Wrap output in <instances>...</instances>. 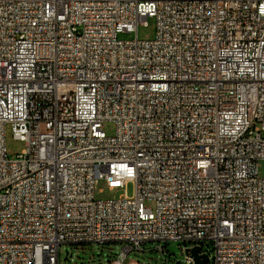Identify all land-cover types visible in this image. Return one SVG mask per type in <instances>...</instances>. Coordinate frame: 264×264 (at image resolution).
<instances>
[{"label": "built area", "instance_id": "built-area-1", "mask_svg": "<svg viewBox=\"0 0 264 264\" xmlns=\"http://www.w3.org/2000/svg\"><path fill=\"white\" fill-rule=\"evenodd\" d=\"M260 161L264 0H0V264L83 244L124 264L147 243L162 264L206 243L205 264H264ZM99 182L124 194L98 201Z\"/></svg>", "mask_w": 264, "mask_h": 264}, {"label": "rangeland", "instance_id": "rangeland-1", "mask_svg": "<svg viewBox=\"0 0 264 264\" xmlns=\"http://www.w3.org/2000/svg\"><path fill=\"white\" fill-rule=\"evenodd\" d=\"M135 33L125 34L119 36L121 40L135 39ZM138 39L140 41H151L156 35V22L154 19H149L147 26L140 25L138 27ZM103 130L107 136L115 134L116 126L114 123L104 124ZM6 149L11 159H15L17 155L27 148L26 143L16 140L13 136L10 126L6 129ZM259 176L264 178V161L258 163ZM124 194V190L114 189L110 190L108 185L104 182H99L96 190V200L108 201L119 199ZM129 197L134 196V186L130 184L127 188ZM148 208H154L152 203H146ZM155 243H147L143 246V252L138 254H131L128 256L124 264H162L164 256L160 252H156ZM166 249L165 257L172 259H182L181 248L183 244L178 242H170L164 245ZM123 246L120 244H83V245H65L60 249V263L61 264H111L117 259L121 253ZM211 245L206 243L203 247V253L211 256Z\"/></svg>", "mask_w": 264, "mask_h": 264}, {"label": "water", "instance_id": "water-1", "mask_svg": "<svg viewBox=\"0 0 264 264\" xmlns=\"http://www.w3.org/2000/svg\"><path fill=\"white\" fill-rule=\"evenodd\" d=\"M200 251H201L200 247H195L194 249L191 250V254L196 264H205L208 261V256L206 254H200Z\"/></svg>", "mask_w": 264, "mask_h": 264}]
</instances>
